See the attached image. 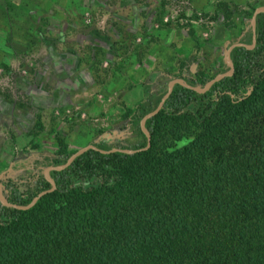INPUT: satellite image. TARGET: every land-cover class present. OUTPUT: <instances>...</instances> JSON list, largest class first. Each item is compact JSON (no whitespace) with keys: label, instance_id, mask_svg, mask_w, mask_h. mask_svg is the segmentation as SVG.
Returning <instances> with one entry per match:
<instances>
[{"label":"trees","instance_id":"obj_1","mask_svg":"<svg viewBox=\"0 0 264 264\" xmlns=\"http://www.w3.org/2000/svg\"><path fill=\"white\" fill-rule=\"evenodd\" d=\"M243 43L230 51L231 75L206 91L173 85L145 120L147 149L139 121L162 95L124 114L143 146L94 143L49 171L55 187L31 207L0 200V264H264L263 12ZM207 80L197 72L186 82ZM3 188L25 206L51 183Z\"/></svg>","mask_w":264,"mask_h":264},{"label":"rangeland","instance_id":"obj_2","mask_svg":"<svg viewBox=\"0 0 264 264\" xmlns=\"http://www.w3.org/2000/svg\"><path fill=\"white\" fill-rule=\"evenodd\" d=\"M260 6L264 0H0V196L8 181L34 193L71 150L143 146L126 110L163 96L173 79L221 73L228 47L250 42Z\"/></svg>","mask_w":264,"mask_h":264},{"label":"water","instance_id":"obj_3","mask_svg":"<svg viewBox=\"0 0 264 264\" xmlns=\"http://www.w3.org/2000/svg\"><path fill=\"white\" fill-rule=\"evenodd\" d=\"M263 12L264 13V7L263 6H260V7H257L255 12L253 13L252 15V19H251V22H252V31L254 30V27H255V17L258 13H261ZM255 42L254 40V36L252 37V44L249 45L248 47H251L253 45V43ZM241 45H244L243 42H237V43H233L231 44L228 49H227V52H226V62H227V66L229 67V70L224 72V73H219L217 75H215L214 77H212L211 79H209L202 87L200 86H190L186 81H183L181 79H173L169 82L168 84V89L166 91V93L161 97L159 103L157 104V106L155 107V109H153L152 111L146 113L145 115H143L139 121V125H140V128L141 130L143 131V133L145 134L147 140H146V144L145 146L141 147L140 149L141 150H145L149 147V134L147 132V130L145 129V126H144V123H145V120L156 114L159 109L161 108L164 100L166 99V97L168 96L169 92L171 91L173 85L175 83H180L186 87H189L191 89H194L198 92H204L206 91L207 89H209V87L217 80L221 79L222 77L224 76H229L231 75L232 73V63H231V60H230V51L233 47L235 46H241ZM88 148H94L95 149V146L93 144H90V145H87L85 147H82L80 149H77L75 152H73L71 155H69V157L66 159L65 163L63 164H60V165H55V166H52V167H49L46 171V174H45V179H47V181H49L51 183V188H49L48 190H45V191H41L39 192L36 196H34L31 201L25 205V206H21V205H16V204H11L9 202L6 201V198H2L0 196V200L7 206H13V207H16V208H19V209H27L29 207H31L35 201L40 197L42 196L44 193L48 192V191H51L54 189L55 185L54 183L52 182V180L49 178V171L51 169H63L64 167H66L76 156L80 155L81 153H83L84 151H86ZM114 150H122V151H125V152H133L134 150L132 149H120V148H111V151H114Z\"/></svg>","mask_w":264,"mask_h":264},{"label":"crops","instance_id":"obj_4","mask_svg":"<svg viewBox=\"0 0 264 264\" xmlns=\"http://www.w3.org/2000/svg\"><path fill=\"white\" fill-rule=\"evenodd\" d=\"M16 15V14H15Z\"/></svg>","mask_w":264,"mask_h":264}]
</instances>
